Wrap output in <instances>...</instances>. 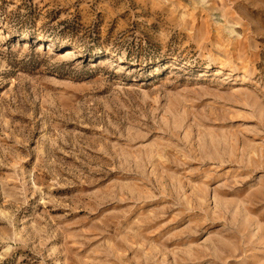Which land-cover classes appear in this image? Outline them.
Wrapping results in <instances>:
<instances>
[{
	"label": "rangeland",
	"instance_id": "374dc122",
	"mask_svg": "<svg viewBox=\"0 0 264 264\" xmlns=\"http://www.w3.org/2000/svg\"><path fill=\"white\" fill-rule=\"evenodd\" d=\"M0 264H264V0H0Z\"/></svg>",
	"mask_w": 264,
	"mask_h": 264
},
{
	"label": "bare ground",
	"instance_id": "6f19581e",
	"mask_svg": "<svg viewBox=\"0 0 264 264\" xmlns=\"http://www.w3.org/2000/svg\"><path fill=\"white\" fill-rule=\"evenodd\" d=\"M66 53H67V54H71V53H72V49H68ZM73 54H74V53H73Z\"/></svg>",
	"mask_w": 264,
	"mask_h": 264
}]
</instances>
